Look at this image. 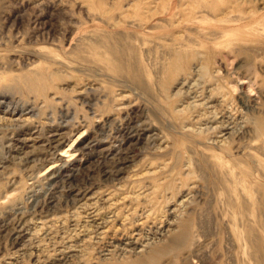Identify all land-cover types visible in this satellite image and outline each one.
<instances>
[{"label": "rangeland", "instance_id": "obj_1", "mask_svg": "<svg viewBox=\"0 0 264 264\" xmlns=\"http://www.w3.org/2000/svg\"><path fill=\"white\" fill-rule=\"evenodd\" d=\"M0 264H264V0H0Z\"/></svg>", "mask_w": 264, "mask_h": 264}, {"label": "bare ground", "instance_id": "obj_2", "mask_svg": "<svg viewBox=\"0 0 264 264\" xmlns=\"http://www.w3.org/2000/svg\"><path fill=\"white\" fill-rule=\"evenodd\" d=\"M137 234H138V233H137ZM19 237H20V236H19ZM15 239H16V238H15ZM131 239H132V238H131ZM11 240H12V239H11ZM11 240H10V241H11ZM13 242H14V240H13ZM133 244H134V243H133ZM124 245H125V244H124ZM126 245H127V244H126ZM126 245H125V246H126Z\"/></svg>", "mask_w": 264, "mask_h": 264}]
</instances>
